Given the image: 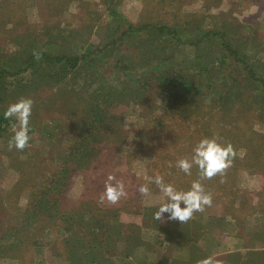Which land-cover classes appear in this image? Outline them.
Here are the masks:
<instances>
[{"label":"rangeland","instance_id":"obj_1","mask_svg":"<svg viewBox=\"0 0 264 264\" xmlns=\"http://www.w3.org/2000/svg\"><path fill=\"white\" fill-rule=\"evenodd\" d=\"M110 9L121 30L215 32L204 43L216 58L210 75L183 69L195 47L160 44L151 28L114 46ZM223 23L231 43L245 41L243 52L264 62V0H0V67L38 52L29 38L48 53L101 57L60 83L31 69L0 77V264H264V98L251 83L232 86L245 67L220 64ZM22 99L32 105L18 150L9 143L21 122L4 114ZM202 138L234 150L211 178L176 167ZM109 175L124 184L117 203L101 201ZM157 175L181 191L199 181L211 205L186 222L155 220L167 199L148 182ZM145 184L148 194L138 190Z\"/></svg>","mask_w":264,"mask_h":264},{"label":"trees","instance_id":"obj_2","mask_svg":"<svg viewBox=\"0 0 264 264\" xmlns=\"http://www.w3.org/2000/svg\"><path fill=\"white\" fill-rule=\"evenodd\" d=\"M109 15L114 22L111 27L112 34H110V37H114V40L111 41L114 46L123 43L125 41V37H130L131 35H135V33L138 32L143 33L144 30L151 28L149 29V31H153L152 40L155 38L156 41L160 44L167 40L169 42L178 41L184 45L188 44L195 47L197 50L196 57L193 59L185 57L181 62L183 69L185 71L188 69H193L196 70V73L200 72V74L202 75H210L211 70L209 65L214 63L216 58L214 57L213 53H210V50L204 47V43L211 42L210 38L208 37L211 34L213 35L215 32L209 30L202 31L203 33L200 32L201 34L194 35L192 34V32H184L178 26L170 27L168 25H142L133 27L130 24H126L124 27H122L123 30H121L120 25L122 22V18L120 17V15L112 9L109 10ZM221 27L222 28H219L221 30H219L218 32V39L220 41V47L225 50V56L223 55V57L221 58L220 64H224V57H227L233 62L236 61L237 63H240L245 67V70L242 69L243 72H245V76L241 80L234 78L232 86L238 87L239 83H251L252 85H254L255 89L263 95L262 97L264 98V62L259 58L249 56L248 54H245L243 52L245 50V45L247 46L245 41L244 43H240V45H237L238 43H231V40L229 41V39H227V36L231 34V31L229 29H226L228 28L227 26L225 28L224 23ZM216 29L217 28H215V31ZM115 32H120V34L115 36ZM148 39H151L150 36H148ZM29 42L30 43L27 47H29L31 50L37 48L39 49V51L33 53L28 61L19 62V59H15L12 62H8L6 64L8 66L6 67L3 64L4 67H0V77L6 78L8 76H15L20 74L21 72L31 69L34 77L36 76L38 79H42L45 82L50 81L53 83H60L63 82L68 75H72L71 72L80 74L93 68L95 65H97L96 63L101 58L97 51H90L80 56L66 54L63 52L55 54L48 53L43 51L40 47H36V42L34 39L29 38ZM108 47L109 45L106 46L102 51L107 50ZM89 58L91 61L87 60ZM216 61L220 60L218 59ZM171 67L172 65L168 64L167 70L171 69ZM194 74L195 73H187L190 80L185 79V85H192L194 76H196ZM216 76L222 79L221 75ZM173 77L174 76L170 78L167 77V79L171 83H173ZM206 80H208L209 83L210 81H214L212 78H210V76ZM199 90L203 91L202 88H200ZM2 121L3 119L0 117V128L2 125ZM7 236H11L12 238L14 237L13 235L9 234ZM18 245L19 244L14 245L13 248L15 251L17 250ZM5 253H7V251Z\"/></svg>","mask_w":264,"mask_h":264},{"label":"clouds","instance_id":"obj_3","mask_svg":"<svg viewBox=\"0 0 264 264\" xmlns=\"http://www.w3.org/2000/svg\"><path fill=\"white\" fill-rule=\"evenodd\" d=\"M31 105V100L22 99L11 105L4 114L6 118L15 116L21 122L20 129L14 133L10 140V148L15 147L18 150H23L28 143L29 130L27 125L31 114ZM233 155L234 150L231 144L222 145L215 138H202L193 148L191 159H180L177 161L176 167L185 174H191L192 166L196 165L202 176L211 178L218 173H222L224 169L230 166V158ZM114 180V176H108L101 201L106 199L110 203H117L121 197L126 195L123 182L111 183ZM148 182H154L167 198L166 202L155 211V220L161 219L164 213H168L170 219L186 222L194 212L203 211L204 206H210L212 203L211 195L205 192L199 181H193L191 188L187 191L177 190L173 185L166 184L163 177L159 175L155 178L148 177ZM138 190L143 194L149 193V187L146 184ZM200 264H213L212 258H205Z\"/></svg>","mask_w":264,"mask_h":264}]
</instances>
